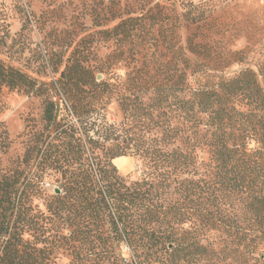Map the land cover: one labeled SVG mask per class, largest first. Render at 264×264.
<instances>
[{"label":"trees","instance_id":"obj_1","mask_svg":"<svg viewBox=\"0 0 264 264\" xmlns=\"http://www.w3.org/2000/svg\"><path fill=\"white\" fill-rule=\"evenodd\" d=\"M184 15L204 38L218 31L204 8ZM152 17L118 16L101 30L111 48L94 70L106 79L69 57L51 93L0 58V91L43 96L44 122L0 171V264H51L58 247L90 264H264V67L230 75L241 51L193 37L177 45L162 25L154 38ZM121 60L134 64L117 77ZM112 99L119 134L92 135ZM125 155L141 169L134 177L112 163Z\"/></svg>","mask_w":264,"mask_h":264},{"label":"rangeland","instance_id":"obj_2","mask_svg":"<svg viewBox=\"0 0 264 264\" xmlns=\"http://www.w3.org/2000/svg\"><path fill=\"white\" fill-rule=\"evenodd\" d=\"M200 8L210 13L207 20L218 30L205 38L202 37L207 33L205 27L196 28L201 23L191 24L184 15L188 11L196 15ZM145 10L153 15L149 36L159 38L157 29L162 25L167 28L166 39L177 45H184L188 37H193L194 41L207 40L213 47L216 43L227 56L241 51L245 60L230 65L227 68L230 75L245 67H264V0H0V58L36 78L38 84L44 82L51 93L54 92L51 83L55 84L59 73L69 64V57L79 59L82 67L92 69L97 79H106L110 73L94 70L95 66L106 67V56L111 48V41L105 39L101 30L116 23L118 16H136ZM133 64L121 60L110 67V72L123 76ZM61 98V116L74 122ZM42 111L43 96L2 88L1 172L21 161L30 127L39 129L44 124ZM120 117L117 102L110 100L105 111L95 116V127L90 133L119 134ZM112 163L122 175L134 177L141 172L136 159L130 155L114 158ZM42 188L51 193L57 183L46 178ZM41 202V197L33 201L39 208H42ZM118 252L129 261L124 244L118 247ZM51 256V264L91 263L88 258H76L72 249L65 247L55 248Z\"/></svg>","mask_w":264,"mask_h":264}]
</instances>
